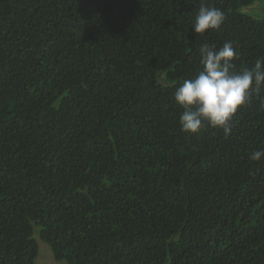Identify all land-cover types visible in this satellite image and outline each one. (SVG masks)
I'll return each instance as SVG.
<instances>
[{
  "label": "trees",
  "instance_id": "16d2710c",
  "mask_svg": "<svg viewBox=\"0 0 264 264\" xmlns=\"http://www.w3.org/2000/svg\"><path fill=\"white\" fill-rule=\"evenodd\" d=\"M253 0H0V264H264V84L181 131L202 45L264 58ZM202 3L225 14L194 34Z\"/></svg>",
  "mask_w": 264,
  "mask_h": 264
},
{
  "label": "clouds",
  "instance_id": "9594fccd",
  "mask_svg": "<svg viewBox=\"0 0 264 264\" xmlns=\"http://www.w3.org/2000/svg\"><path fill=\"white\" fill-rule=\"evenodd\" d=\"M225 19L224 12L202 3L192 31L203 35L206 30H217ZM202 65L194 78L185 79L174 91V101L182 109L179 117L181 131L196 134L205 123L222 129L229 135L237 110L249 103L251 90L264 84V58L257 59L250 69L236 71L233 63L237 57L231 41L221 47L202 45L199 49ZM264 158V149L254 151L249 159Z\"/></svg>",
  "mask_w": 264,
  "mask_h": 264
},
{
  "label": "rangeland",
  "instance_id": "374dc122",
  "mask_svg": "<svg viewBox=\"0 0 264 264\" xmlns=\"http://www.w3.org/2000/svg\"><path fill=\"white\" fill-rule=\"evenodd\" d=\"M237 11L245 13L254 19H261L264 17V0H253L248 4L237 7ZM33 238L36 240L38 246L35 264H68L64 259L53 257L49 246L40 239L39 227L36 225H33Z\"/></svg>",
  "mask_w": 264,
  "mask_h": 264
}]
</instances>
